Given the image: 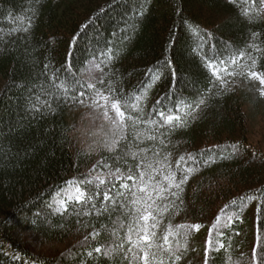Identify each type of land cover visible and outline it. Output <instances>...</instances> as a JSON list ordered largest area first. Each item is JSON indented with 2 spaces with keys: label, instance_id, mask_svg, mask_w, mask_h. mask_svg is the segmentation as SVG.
Segmentation results:
<instances>
[{
  "label": "trees",
  "instance_id": "1",
  "mask_svg": "<svg viewBox=\"0 0 264 264\" xmlns=\"http://www.w3.org/2000/svg\"><path fill=\"white\" fill-rule=\"evenodd\" d=\"M259 72L264 0H0V264H264V148L240 84ZM101 93L128 135L95 152L72 113ZM19 228L90 234L70 259Z\"/></svg>",
  "mask_w": 264,
  "mask_h": 264
},
{
  "label": "rangeland",
  "instance_id": "2",
  "mask_svg": "<svg viewBox=\"0 0 264 264\" xmlns=\"http://www.w3.org/2000/svg\"><path fill=\"white\" fill-rule=\"evenodd\" d=\"M85 73L94 82L99 81L104 73L101 64L97 60L91 61L85 67ZM245 95L247 96L248 107L251 113V129L253 141L261 148H264V75L259 72L251 83L241 82ZM72 118L79 124L77 131L78 143L91 151L101 152L102 149H114L120 141L128 135V120L123 107L116 101H112L109 96L100 94L94 99H90L77 106L72 113ZM104 174L118 173L120 168L111 166L103 168ZM85 194L83 186L79 183H72L61 193L54 201L59 210H65L69 207L71 200L83 198ZM211 221H200L199 227L205 228L200 239V248L194 262H202L207 258L209 253L208 245V224ZM212 227V226H211ZM252 228L244 233L245 244L244 253L250 247V233ZM90 232L86 229L76 234L66 237L64 240L45 241L40 234L35 232H26L18 229V235L22 239H28V242L43 253L49 254H66L68 258L73 259V250L81 240V237L88 236ZM43 237V236H42ZM83 238V237H82ZM216 246L221 248L225 245V241L221 236L216 237ZM74 264H88L87 261H72Z\"/></svg>",
  "mask_w": 264,
  "mask_h": 264
}]
</instances>
